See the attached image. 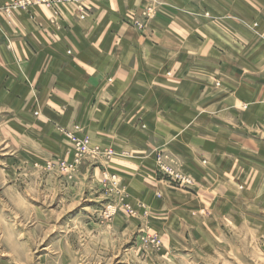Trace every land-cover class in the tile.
I'll list each match as a JSON object with an SVG mask.
<instances>
[{"label":"crops","instance_id":"obj_1","mask_svg":"<svg viewBox=\"0 0 264 264\" xmlns=\"http://www.w3.org/2000/svg\"><path fill=\"white\" fill-rule=\"evenodd\" d=\"M84 5V19L63 3L0 11V107L22 126L24 151L70 159L62 129L78 125L114 152L83 161L114 172L131 202L170 209L176 221L233 207L240 175L253 181L264 168V0ZM150 7L145 27H134ZM157 152L191 189L160 176Z\"/></svg>","mask_w":264,"mask_h":264},{"label":"rangeland","instance_id":"obj_2","mask_svg":"<svg viewBox=\"0 0 264 264\" xmlns=\"http://www.w3.org/2000/svg\"><path fill=\"white\" fill-rule=\"evenodd\" d=\"M7 109L0 107V264H264V168L253 181L239 174L233 207L208 213L207 222L176 221L170 209L131 202L103 166L93 173L83 159L66 172L45 162L70 157L34 159Z\"/></svg>","mask_w":264,"mask_h":264},{"label":"built area","instance_id":"obj_3","mask_svg":"<svg viewBox=\"0 0 264 264\" xmlns=\"http://www.w3.org/2000/svg\"><path fill=\"white\" fill-rule=\"evenodd\" d=\"M85 0H8L3 5L0 6V11L4 13H9L12 8H25L30 5H43L48 8H54L56 4H70L74 5L78 10L79 18L84 19L86 17V7L84 5ZM152 7L145 9L137 16L132 22L134 27L143 29L146 25L147 18L150 17ZM205 16H208L209 13L205 12ZM51 24H55V20H50ZM79 126L75 125L72 130L62 129V133L65 134L67 139L70 142V150L66 151V155H69L70 160L63 159L59 161L58 159H51L46 161V166L49 168L56 167L59 170L64 171H73L75 166L80 160H85L88 158L98 159L100 157H108L113 154V149L109 147H100L97 144H90V140L87 136L79 135L77 131ZM156 162V169L160 176L164 178L168 184H172L175 187L181 189L191 188L193 185V179L186 175L181 168H179L175 162L172 161L166 154L162 152H157L154 157ZM111 179L114 180V184L117 183L115 176H112Z\"/></svg>","mask_w":264,"mask_h":264}]
</instances>
